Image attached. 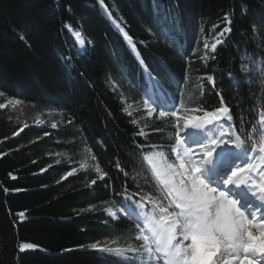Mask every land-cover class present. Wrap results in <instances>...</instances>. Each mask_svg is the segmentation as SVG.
I'll use <instances>...</instances> for the list:
<instances>
[{"label":"trees","instance_id":"1","mask_svg":"<svg viewBox=\"0 0 264 264\" xmlns=\"http://www.w3.org/2000/svg\"><path fill=\"white\" fill-rule=\"evenodd\" d=\"M105 2L123 18L135 49L99 0H0V104L21 101L16 112L0 107V264H125L81 246L141 244L125 235L139 229L122 211L114 220L105 209L118 210L141 195L145 211L154 202L167 205L171 197L144 157L163 152L175 165L172 148L186 118L222 107L221 96L229 113L204 133L218 125L230 142L247 140L244 153L259 149L264 0ZM225 13H234L231 33L212 53L215 59L200 60L210 52L204 43H215L225 27ZM65 25L85 34L82 51ZM165 29L172 40L161 37ZM150 76L165 91L153 89ZM145 101L153 108L175 106L181 118L160 117L162 109L148 116ZM44 112L50 121L35 125V115ZM55 153L66 159L57 162ZM98 170L109 175L100 180ZM5 187L12 191L5 194ZM125 187L137 193L133 200L117 194ZM23 243L36 247L20 252Z\"/></svg>","mask_w":264,"mask_h":264},{"label":"snow or ice","instance_id":"2","mask_svg":"<svg viewBox=\"0 0 264 264\" xmlns=\"http://www.w3.org/2000/svg\"><path fill=\"white\" fill-rule=\"evenodd\" d=\"M99 3L105 14L113 20L115 26L135 49L136 44L125 30L126 23L123 18L114 15L113 9L105 0H99ZM241 13H246V6L241 7ZM233 15L234 13H225L223 17L225 27L216 33L214 37L215 43L211 45L207 42L204 43V49L208 50L210 48V52L205 51L200 54V60L215 59L212 53L216 52L218 44L224 43V36L232 31ZM65 26L73 31L76 42L80 47H83L86 43L85 34L80 30L73 29L71 25ZM218 27L219 25H213V28ZM160 35L166 41L173 39V36L166 29ZM140 43L146 42L141 41ZM193 54L195 55V52ZM241 70L247 71V66L242 65ZM261 71L264 72V67H262ZM149 81L153 89H158L161 92L165 91L164 85L159 81H153L151 76ZM207 81L212 84L213 88L216 87L212 75L207 76ZM170 82L172 81L170 80ZM176 86L179 88L180 82H176ZM215 94L220 96L219 91H216ZM2 95L4 93L0 92V96ZM152 99L153 97L149 95V100ZM9 103L18 104L21 101L10 100ZM147 104L148 101H145V105ZM220 104L222 107L212 112L206 111L203 118L195 115L188 116L183 127L198 128L204 123L212 124L215 120L220 119L223 114L229 113V107L223 106L224 98L222 96L220 97ZM4 106L0 104V107ZM157 109H162L159 111L160 117L171 115L175 116L177 120L181 118L177 116L175 106L163 108L159 104L154 108H150L148 115L151 116ZM193 111H199V109L194 108ZM68 122L72 123V120L69 119ZM260 124L264 128V112L260 113ZM52 126L56 127L55 124ZM208 131H212V129H208ZM144 134L143 131L137 133V135ZM190 140L191 142H189ZM237 140L239 141V137H237ZM246 142L247 140L237 143V147H240L241 143ZM182 143L187 144V147L182 149L183 156L181 157L178 147ZM210 144L216 145L217 141L212 139ZM193 145H198L205 149L203 160L196 161L191 159ZM138 147L142 148L144 145H138ZM173 151L176 152L179 160V169L174 168L172 164L164 159L165 154L163 152L144 157L151 164L154 176L167 188V194L171 197L167 205L154 202L150 212L144 211L143 201L145 197L141 195V199L135 201L133 196L137 193L129 195L128 189L125 187L123 193L117 194H123L126 201L133 200L135 207H133V204L123 203L118 210H113L112 207L105 209L114 220L119 218L122 211L139 229V231H130L125 235L130 241H142L143 243L137 245L134 242H129L123 248H108L97 241L81 247L115 254L120 256L125 264H132L134 261L138 262V264H226V259L229 257L234 258L239 264V261L244 259L239 255L241 251L248 253L249 250H252L253 252L264 253V223L259 225V241L254 240L252 233L248 231L249 225L255 219V217H252L251 210H259L264 207V205L254 204L251 197L257 196V192L254 189L258 188L261 194L258 199L264 201V183L257 184L254 180L252 181L248 188V191H251V197H248L247 203L242 199L243 196L247 195L244 188L237 190L234 187H227L229 185L242 184L244 181L240 179L241 173L246 170L251 173L253 166L247 164V169L241 166L234 170L228 169L227 172L221 171L209 159L213 154V149L209 145L202 144L200 140L193 139L191 136L185 137L181 141L177 134L176 147L173 148ZM244 151L248 152L251 149H245ZM259 153L264 154V131L260 133ZM217 155L219 156V154ZM157 156L159 159H157ZM260 160L264 162V155L260 156ZM205 161H207L208 165L206 169L204 167ZM117 167H120V165L117 164ZM98 171L100 180H104L109 175L106 170ZM68 175H71V173H68ZM177 176H179L178 180ZM221 180L223 181L222 183ZM261 181H264V174L261 175ZM91 183L95 184L96 180H92ZM3 191L7 194L12 190L5 187ZM14 191H20V189ZM159 199L161 198H157V200ZM137 209H140V211H137ZM17 215L23 218L24 213L21 212ZM260 219L264 221V216H261ZM105 223H108V221H105ZM245 236H247V239H245ZM179 238H182V240ZM188 240L191 241V244L185 246L182 241ZM34 247L36 246L33 244L23 243L19 246V250L23 252ZM247 264H251V261H248ZM261 264H264V256L261 257Z\"/></svg>","mask_w":264,"mask_h":264},{"label":"rangeland","instance_id":"3","mask_svg":"<svg viewBox=\"0 0 264 264\" xmlns=\"http://www.w3.org/2000/svg\"><path fill=\"white\" fill-rule=\"evenodd\" d=\"M68 31L72 35V37L75 39L73 31L71 29H68ZM75 42H76V39H75ZM76 46L80 51H82L84 49L85 45L83 47H80L78 45V43L76 42ZM5 107L7 109L9 108L11 111H15V112L17 111V105L13 104V103H9V101L5 102ZM150 108H151V106L149 105V103L147 105H144V110L147 112V115H148ZM222 117H223V115L221 116L220 119L217 120V123H219V121L221 122ZM50 118H51V113H49V112H44L43 115L36 114L35 115V125H45L47 122L50 121ZM208 125L209 124L204 123V124H201L198 128H194V127L184 128L183 127L181 133L179 134V138L181 139V141H183L185 139V137L195 136V137H197L198 140H200L202 142V144L209 145L213 149V154L209 159L212 160L213 164L216 165L217 167H219L221 171L227 172L228 169L234 170V169L239 168L241 166H244L247 169V164H251L253 166V170L251 171V173H248V171L246 170L245 172L241 173L240 178H242V177L248 178L249 177V178L257 181L258 184L264 183V181H261V175L264 174V162H261V160H260V156L264 155V154L259 153V149L254 150L249 154H244L241 151V146L237 147V143H239V141L236 139V137H233L234 139L232 140V143H230V141L227 138L225 139L224 136L221 135V133L224 134V130L222 128L218 129L217 128L218 125H217V127L214 126L211 132H208L207 134H203L204 133L203 129L206 128ZM260 126H261V124H260ZM261 129H262V131H264V128H262V126H261ZM212 139H215L217 141L216 145L210 144ZM189 142H191V140ZM175 146H176V144H175ZM180 146L182 148H184V147H187V144L182 143ZM222 149H223V151H221ZM204 150L205 149L202 148L201 146L193 145L192 153H191V159L196 160V161L203 160L204 159V157H203ZM172 153H173L174 161H175V165H173V167L176 169H179V162L177 160L176 153L173 150H172ZM239 153L242 154V160H240L237 157L239 155ZM217 154H219V156ZM226 156H227V158H225ZM54 157H55V160L57 162L61 161L62 159L63 160L66 159V157L61 153L60 154L55 153ZM164 159H166V158L164 157ZM145 161H146L147 165L149 166V168L152 172L151 164H149V162L147 160H145ZM207 166H208L207 161H205V165H204L205 169L207 168ZM153 176H154V174H153ZM155 180L160 184V182L157 180L156 177H155ZM222 182L223 181L221 180V183ZM164 186H163V188L167 192V188ZM232 187L236 188L235 185H232ZM139 211H140V209H139ZM260 223H264V221H260ZM254 228H255V230L253 231V237H255L254 239L256 241H259V239H260V228H259V226H254ZM179 239L182 240V238H179ZM245 239H247V236H245ZM142 243L143 242L141 241V244ZM182 243L185 246H188L191 244V241L190 240L182 241ZM26 250H28V249H26ZM241 253H242L241 257H243L245 259V261H247V262L251 261V264H261V259H254L256 253L253 252L252 250H249L248 253H244L243 251H241ZM145 255H147V254H145ZM230 259L232 262H234V264H237L236 260H232L231 257L229 258V260ZM226 261H227V259H226ZM226 264H230V263L226 262Z\"/></svg>","mask_w":264,"mask_h":264},{"label":"bare ground","instance_id":"4","mask_svg":"<svg viewBox=\"0 0 264 264\" xmlns=\"http://www.w3.org/2000/svg\"><path fill=\"white\" fill-rule=\"evenodd\" d=\"M75 40V39H74ZM196 135V134H195ZM193 139H197V137H195V136H193L192 137ZM174 147H176V146H174ZM182 147L181 146H179L178 147V150L180 151V155H181V157L183 156V152H182ZM175 152V151H174ZM176 153V152H175ZM177 157V156H176ZM240 160H242V154L241 153H239V155L237 156ZM225 158H227V156L225 157ZM224 158V159H225ZM157 159H159V157L157 156ZM185 159H187V158H185ZM178 160V159H177ZM225 161V160H224ZM178 162H179V160H178ZM177 178V180L179 179V176H177L176 177ZM253 181V180H252ZM252 183V182H251ZM250 183V184H251ZM161 184V183H160ZM161 185H163V184H161ZM164 186V185H163ZM231 185H229V186H227V187H230ZM164 187H166V186H164ZM240 188V184H238V187H237V189H239ZM237 206H239V205H237ZM257 211V213H260L259 215L258 214H256V213H254L253 214V216L252 217H255V219L254 220H252V223L249 225V227H248V230L252 233V236H253V231L255 230V228H254V226L253 225H255V226H259L261 223H260V221H261V219H260V217L261 216H264V212H263V210H256ZM263 212V213H262ZM246 216H247V213H246ZM253 238H255V237H253ZM255 240V239H254ZM256 253V259H261V257L262 256H264V253H260V252H255ZM240 254V256H242L241 254V252L239 253ZM254 257V258H255ZM230 258V257H229ZM229 258H227V263H230V264H234V262H232L231 261V259L229 260ZM232 260H235V259H233L232 258ZM247 261H245V259H241L240 261H239V264H247L246 263Z\"/></svg>","mask_w":264,"mask_h":264}]
</instances>
